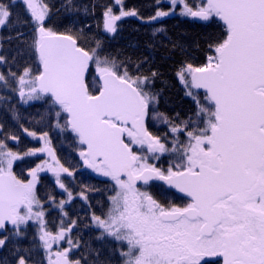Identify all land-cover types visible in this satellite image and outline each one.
Segmentation results:
<instances>
[{"label": "snow or ice", "instance_id": "obj_1", "mask_svg": "<svg viewBox=\"0 0 264 264\" xmlns=\"http://www.w3.org/2000/svg\"><path fill=\"white\" fill-rule=\"evenodd\" d=\"M21 2L34 26L40 71L33 76L26 68L9 76L25 102L49 98L56 127L71 129L83 146L84 163L114 182L106 211L91 212L86 225L100 230L96 239L114 241L122 264H201L205 257H222L223 264H264V0H201L195 5L179 0L181 15L206 21L218 17L226 34L210 46L213 54L203 66L186 64L177 72L195 111L170 126V140L169 134L153 135L145 124L150 105L158 103L157 94L145 90L156 72L140 75L137 65L133 75L125 61L101 56L99 41L89 51L74 36L45 27L51 11L45 0ZM171 3L174 9L178 0ZM13 6L0 0V26L11 18ZM168 14L157 11L148 19ZM129 15L138 14L121 11L117 16L107 9L105 30L115 32V22ZM93 64L90 88L87 76ZM0 82L8 86L3 73ZM192 89L205 90L204 102ZM61 114L67 115L64 125ZM156 117L170 123L163 114ZM42 138L43 147L24 155L46 152L53 163L30 169L27 180L12 171L20 155L0 140V230L10 224L19 236L21 226L34 221L47 264H82L71 257L72 249L81 245L71 237L76 220L65 227L62 219L55 233L47 230L44 205L36 194L38 174L51 171L68 201L73 194L60 179L69 170L56 160L47 133ZM165 153L175 157L166 169L148 162ZM154 180L186 194L189 202L165 205L137 186ZM87 191L78 194L84 201ZM49 200L56 204L53 197ZM68 201L59 202L62 217L67 216L63 208ZM7 240L0 238V247ZM65 240L68 247L53 252V244ZM16 264L29 262L20 256Z\"/></svg>", "mask_w": 264, "mask_h": 264}, {"label": "trees", "instance_id": "obj_2", "mask_svg": "<svg viewBox=\"0 0 264 264\" xmlns=\"http://www.w3.org/2000/svg\"><path fill=\"white\" fill-rule=\"evenodd\" d=\"M2 2L7 5L14 4L11 7V18L3 25L0 37V57L5 58V62L0 65V73H3L8 81L7 87L0 82V126H2L0 140H4L8 149L20 153L21 157L13 161L12 171L18 178L27 180L29 179L27 173L37 163L36 160L24 155L28 149L37 147L34 144L28 147L23 136L24 129L28 130L26 133L35 132L38 137L47 133V138L57 152L63 150L62 144L66 146L68 154L65 157L61 152L60 159L62 165L78 179L71 187L74 195H78L82 189H87L91 207L97 203L99 208H103L102 202L106 191H103V196L102 189H99V195L92 194L93 191L88 188V184L80 178L81 174L76 171L78 161L75 157L76 144L72 139V133L67 129L61 130L56 127V117L53 114L55 110L51 108L49 98L46 96L43 99H36L25 107L16 101L17 84L9 76V72L19 76L28 68L35 76L40 71L34 48L35 30L24 6L12 0H2ZM45 2L51 10L45 27L74 36L79 45L89 51L96 48L99 41L101 45L99 54L125 61L133 75L137 74V65L140 75L151 77L152 72L157 73L145 89L157 94L158 103L150 105L147 122V128L153 135L162 137L169 134L172 124L179 125L194 113L193 99L186 95L188 89L179 80L177 72L186 64L201 67L207 62V57L213 54L210 46L219 43L226 34V29L216 17L207 21L191 19L188 15L180 14V5H176L173 9V5L168 0H71L70 6L69 0H45ZM200 2L201 0H188L192 5ZM109 8L112 14L117 16L121 11L133 10L138 15H129L121 19L116 24V31L110 36L103 31L104 13ZM157 11L169 14L156 20H149L148 18L154 16ZM94 75L93 64L87 76L90 88L93 86ZM193 94L204 102L203 93ZM158 113L163 114L170 123H165L163 118L156 117ZM65 121V114H61L59 123L64 125ZM12 136L18 138L17 146L10 144L9 139ZM38 179V198L41 202L44 201L43 190L47 189L54 199L59 198L53 186L49 185L47 176L39 174ZM67 208L71 210L67 213L68 216L76 220L78 225L80 221L87 222V218L78 212L82 208L78 202L71 203ZM51 214V226L55 229L56 226H60L62 218L59 212L52 211ZM21 232L22 235L19 236L13 235V232L4 235L8 240L0 253V264H16L20 256L28 259L29 264H43L37 244L31 243L33 234L28 224L21 227ZM99 257L100 260H83V263L111 264V260H104L105 255Z\"/></svg>", "mask_w": 264, "mask_h": 264}, {"label": "flooded vegetation", "instance_id": "obj_3", "mask_svg": "<svg viewBox=\"0 0 264 264\" xmlns=\"http://www.w3.org/2000/svg\"><path fill=\"white\" fill-rule=\"evenodd\" d=\"M12 1L18 2L22 6L25 7V5L21 2V0H12ZM2 28H3V25L0 26V37L2 35ZM1 63L2 62H0V65H1ZM38 63H39V60H38ZM39 68H40V63H39ZM192 91L197 92V93H203V92H198L195 89H192ZM15 94H16V101L19 103V105H22L23 107L28 106L34 102V101L33 102H24L21 99V97L19 95V91L17 89H16ZM148 120H149V114H148ZM201 126H203V125L201 124ZM67 130L70 132L69 129H67ZM181 135H182V137H180V139L183 141L185 139V137L183 134H181ZM23 136L25 138V141L27 142L28 147L32 146L33 144L37 145V147L34 149L41 148L44 146L45 141L42 137L31 136V135H29V133H26L24 131H23ZM164 136L165 135H162V138ZM47 139L49 140V138H47ZM72 139L74 140V142L76 144V145H74L75 150H76L75 157L77 158V161H78L76 171L81 174L80 178L85 183L88 184V186H89L88 188H90L93 191L92 194L99 195L98 194L99 189H102V196H103V191L104 190L106 191V196L103 197L104 199L102 202L103 208H99L97 203H94L92 205V207L89 208V205H91V204L88 202V200L84 201L79 195H74V192H73V190H71V187H72V185L75 184V182H77L76 180H78V179L71 172H69V173H71V175H69V173H65V175L60 177L61 182L65 185V187L68 189V191H70L73 194V199L71 201H68V196H67V193L64 191V189H61L56 184V177L54 176V178H53L51 175L43 173L42 175L47 176V180H48L49 185L53 186L55 193H57L56 195L59 194L58 195L59 198L55 199L56 204H53L49 200L50 196L53 197L52 194L50 193V191H48L49 189L43 190L44 191V194H43L44 201L41 203L44 205V210L46 213L45 221L47 223V230L51 231L52 233H55L59 227V226H56L55 229H52V226H51V224H52L51 212L52 211L59 212L61 218L65 220L64 226L67 227L73 219H70L71 217L68 216V214L66 217H62V212H61L60 208L58 207L59 202L61 200L68 201L64 205L63 211L66 213H70L71 210H68L67 207L69 205H71V203L76 201L79 203L80 207H82L78 210V212L81 213V215L83 214L87 218V222L80 221L79 225L76 224V226L73 228V230L71 232L72 239L74 241L76 239H79L81 242V245L79 248H73L72 249V253H71L72 259H82V264H86V263H83V260H89V259L100 260L99 256L105 255L106 257L104 260H111V264H122V259L119 256L118 252L116 251V249L119 246L114 241H111L107 238L103 239V240L96 239V237L100 235V230L96 229L94 227H86V225H90L91 212H95L97 215H102L103 214L102 212L106 211V209L108 207V197L113 194L112 188H113L114 182L111 180L110 177L103 176L102 174H100L96 171L91 172V171H86V170H83V171L79 170L84 163L82 157L80 156V151L82 150L83 146L79 144L78 138L76 136H74L73 134H72ZM170 139H171V135L169 134V140ZM9 142L13 146H17L19 144L18 139H16V140L9 139ZM49 146L53 149L56 159L59 161L60 164H62V161L60 159V153L62 152L64 154V156L66 157V155L68 154L66 146L63 144L61 145L62 149H63L61 152H57V150L52 145L51 141H50ZM169 147H170V144H169ZM30 150H32V149H28L27 152H29ZM133 150L137 151L138 149H136L134 147ZM15 153H17V152H15ZM18 154L20 155V153H18ZM27 156L31 160L37 161L36 166L42 162L53 163V161H51V159L48 158L45 155V153L43 154L42 152L36 153L34 155H25V157H27ZM174 160H175L174 156H172L171 154L165 153V154H161L158 160L149 159L148 162L150 164H154L158 168L166 169L170 165V163H172ZM12 167H13V165H12ZM27 175H28V178L30 179L29 172L27 173ZM137 186L140 188L141 191H146V192L150 193L156 200H158L160 203L165 204V205L176 204L178 206H184L189 202L188 198L185 195H183L184 193L183 194L179 193V191L176 190L175 188L169 187L160 181H150L147 186H144L142 183H138ZM38 188H39V179H38L37 184H36L37 196H38V191H39ZM28 226L30 227V231L33 234L31 243L37 244L38 252L41 254V258L43 260L42 263L47 264L45 251L41 247V244L39 241L38 225L34 221H29ZM21 227H25V226L22 225ZM6 229L7 230H3V231L0 230V238L4 237V235L7 232H13L14 231L12 225L7 224ZM80 233H81V236H80ZM65 247H68L66 240L61 241L59 244H53L52 250H53V252H55L57 250L65 248ZM3 248H4V246L0 247V253L2 252ZM85 256H87V257H85ZM201 264H221V259L218 257H205L204 260L201 262Z\"/></svg>", "mask_w": 264, "mask_h": 264}, {"label": "water", "instance_id": "obj_4", "mask_svg": "<svg viewBox=\"0 0 264 264\" xmlns=\"http://www.w3.org/2000/svg\"><path fill=\"white\" fill-rule=\"evenodd\" d=\"M123 18H125V16H122L119 20H117L116 22H115V25H116V23L118 22V21H120L121 19H123ZM190 18L191 19H194V20H196V19H201V18H199V17H191L190 16ZM217 18V20L221 23V25L225 28V26H224V24H223V22L218 18V17H216ZM104 20H105V17H104ZM104 20H103V31L105 32V33H107V34H109V35H113L114 34V32H108V31H106L105 30V28H104ZM201 20H203V19H201ZM36 52V51H35ZM36 56H37V58H38V54H37V52H36ZM39 60V59H38ZM196 91H198V92H203L204 94H205V90L204 89H195ZM65 116H66V120H67V115L65 114ZM147 121H148V116L146 117V120H145V124H146V127H147ZM70 131H71V129H69ZM72 132V131H71ZM73 133V132H72ZM73 135H75V133H73ZM76 136V135H75ZM43 154L45 153V155L48 157V158H50L51 159V161H52V158L46 153V152H42ZM57 160V159H56ZM80 171H83V170H86V171H91V172H93L94 170L92 169V168H90V167H88V165H86L85 163H83V165L81 166V168L79 169ZM154 181H156V180H154ZM160 182H162L163 184H165L163 181H160ZM138 183H142V182H138ZM57 184V183H56ZM58 185V184H57ZM166 185V184H165ZM167 186H169V185H167ZM169 187H171V186H169ZM173 188V187H172ZM180 193V192H179ZM183 194V193H182ZM183 195H185L186 196V194H183ZM7 225V224H6ZM8 225H10V224H8ZM1 231H3V230H1ZM218 258H220L221 259V264H223V259H222V257H218Z\"/></svg>", "mask_w": 264, "mask_h": 264}, {"label": "rangeland", "instance_id": "obj_5", "mask_svg": "<svg viewBox=\"0 0 264 264\" xmlns=\"http://www.w3.org/2000/svg\"><path fill=\"white\" fill-rule=\"evenodd\" d=\"M170 3H171V0H168ZM172 4V3H171ZM176 5H180L181 6V10H182V8H183V5H182V3L181 2H179V0H178V3L176 4ZM181 10H180V14H181ZM194 93V92H193ZM36 99H31V100H28L27 102H33V101H35ZM24 101V100H23ZM25 102V101H24ZM42 163H44V162H42ZM42 163H39V164H42ZM38 164V165H39ZM35 168V167H34ZM48 174V175H51L53 178H54V174L51 172V171H47V170H45V171H42V172H40L39 174ZM38 174V175H39ZM63 175H65V173H61L60 174V177H62Z\"/></svg>", "mask_w": 264, "mask_h": 264}]
</instances>
